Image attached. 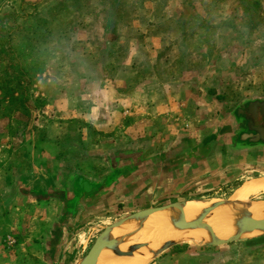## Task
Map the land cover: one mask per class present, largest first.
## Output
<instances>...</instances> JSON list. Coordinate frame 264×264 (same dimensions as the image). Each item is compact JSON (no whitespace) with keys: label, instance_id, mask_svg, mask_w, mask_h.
I'll use <instances>...</instances> for the list:
<instances>
[{"label":"rangeland","instance_id":"obj_1","mask_svg":"<svg viewBox=\"0 0 264 264\" xmlns=\"http://www.w3.org/2000/svg\"><path fill=\"white\" fill-rule=\"evenodd\" d=\"M1 83L0 264L83 257L123 217L224 200L264 176V144L239 140L240 115L264 101V0H0ZM114 121V131L100 129ZM153 133L160 137L151 140ZM153 142L157 163L169 165L137 177H156V195L139 193L68 223L71 213L57 203L69 196L65 167L110 169L114 159L100 147L143 152ZM54 166L62 169H47ZM258 199L264 190L251 197ZM154 263L264 264V236L189 244Z\"/></svg>","mask_w":264,"mask_h":264},{"label":"crops","instance_id":"obj_2","mask_svg":"<svg viewBox=\"0 0 264 264\" xmlns=\"http://www.w3.org/2000/svg\"><path fill=\"white\" fill-rule=\"evenodd\" d=\"M211 90L207 92L210 93L212 92ZM116 104L119 108H122L124 106L123 103H118V101L116 102ZM102 105L108 106L109 102L105 101ZM132 106L136 107L137 104L134 103ZM137 119L140 120L141 124V118H139V115H134L133 118H129L130 121ZM124 121L122 123L123 125ZM117 124L118 123L115 121L111 122L110 124L101 122L100 129H102L103 131L105 130V133H108L106 131H109L110 133L114 131V129H116L115 126ZM120 129L124 131V127H120ZM139 129L140 128H132V131L134 132V134H136V136H139L137 134ZM150 129H152V126H149L148 130ZM151 136H153L151 140H156V138L160 137V135L156 133H153V135ZM104 138L107 139V136H104ZM133 139L137 138H135L134 136ZM149 146L151 147L145 148V150L143 149V152L137 150L138 147H134V151H131L130 149L131 152L129 153H127V149L125 150L117 144L113 146L114 149H110L108 151H105L104 149H108L109 147H100L101 150L99 152H103L104 155H109L113 157L112 159H114V161H110V163L105 165L106 167L109 166L110 169L105 168L104 170V167L96 168V164H86L79 167H65V171L72 173L67 177L68 185L66 186V191L67 193H69V196L64 197L65 195H62L61 198L58 197L59 200L57 201V203L61 205V209L65 214L71 213L66 219L68 223H73L74 220L83 218V213L86 210V212L93 211L95 209L96 211H100L102 209L106 211L111 209L116 210L117 207L114 208V205H116L117 202H122V200H125L126 198L138 197L139 193L141 195L146 194V196L149 197L154 196V194L156 195L155 188L156 186H158V183L153 182V178L156 177H152V175L150 174H147L144 177H137V175L145 170H154V165H156V167H165V165L169 164L164 161L157 163L158 156L156 155L160 154V148L157 147V144L155 142L149 144ZM36 169L37 171H41L43 167L37 165ZM47 169L58 171L62 168L54 166L53 168L49 167ZM96 172H98L99 175H97ZM102 172L104 173L101 174ZM86 173H90V175L88 176V174ZM150 187L153 190L151 191L152 193L150 191H147L146 193L142 192L150 189ZM133 188L135 190H131ZM71 191H73L72 194H70ZM93 206H95L94 209ZM70 226L71 225H68L67 227ZM81 257L82 256H77L75 258L73 253L71 252L67 255H63L62 258L58 261V264H73L77 262ZM157 262L158 261H155V263ZM55 263L57 264V262Z\"/></svg>","mask_w":264,"mask_h":264},{"label":"bare ground","instance_id":"obj_3","mask_svg":"<svg viewBox=\"0 0 264 264\" xmlns=\"http://www.w3.org/2000/svg\"><path fill=\"white\" fill-rule=\"evenodd\" d=\"M264 190V176L246 183L241 190L230 198L233 202H248L252 196L259 195ZM227 199H190L187 200L181 209L172 210L173 217L179 219H191L202 214L212 204L224 202ZM247 214L253 219L264 221V199L254 200L249 203ZM240 217L239 211L234 207L226 205H217L206 217L205 220L209 223L215 236L219 239L229 237L234 234L238 228V220ZM137 227L136 222L126 223L113 232V237L117 238L121 234H127L134 231ZM256 235V232H248L245 236ZM205 237L203 229L200 231L192 227L185 231H175L169 220L161 212L151 213L143 224V229L136 237L139 242H144L148 245V249H158L165 246L172 240L193 244L201 241ZM134 241L129 240L119 246V249H125ZM151 261L150 255L144 250L137 248L133 250L130 256H115L107 250H103L98 264H149Z\"/></svg>","mask_w":264,"mask_h":264},{"label":"water","instance_id":"obj_4","mask_svg":"<svg viewBox=\"0 0 264 264\" xmlns=\"http://www.w3.org/2000/svg\"><path fill=\"white\" fill-rule=\"evenodd\" d=\"M241 140H246L251 143L259 142L258 136L254 134H243L241 136ZM187 201V200H186ZM186 201H178L162 206H153L148 207L142 210H139L135 213H132L126 217L119 219L113 224L107 226L102 233L97 237L94 244L91 246L89 251L85 256L80 258L77 262L73 264H98V259L103 250H107L110 254L115 256H130L133 250L140 248L144 250L145 253L150 255L151 261L153 262L155 259L159 258L165 252L175 248L178 245L186 244V242H180L172 240L167 243L165 246L160 247L158 249H148V245L144 242H139L136 237L139 235L141 230L143 229V224L146 218L153 212H161L165 215V217L169 220L171 225L174 227L175 231H185L191 229L192 227L197 228L199 231L203 229L205 233V237L201 239L199 242L193 243L197 246H222L235 242H245L253 239H257L264 236V221L253 219L251 216L247 214V210L249 207V203L254 200H250L248 202H233L228 199L221 203L212 204L208 207L202 214L197 215L191 219H179L177 217H173L171 211L175 209H181L183 205H185ZM217 205H226L234 207L240 213V217L238 220V228L236 232L229 237L219 239L215 236L212 231L211 226L205 220V217L213 210ZM136 222L137 227L134 231L121 234L119 237L114 238L113 232L117 230L119 227L123 226L126 223ZM256 232V235L253 236H245L248 232ZM133 240L134 242L127 246L125 249H119L121 244L126 241ZM188 244V243H187Z\"/></svg>","mask_w":264,"mask_h":264},{"label":"flooded vegetation","instance_id":"obj_5","mask_svg":"<svg viewBox=\"0 0 264 264\" xmlns=\"http://www.w3.org/2000/svg\"><path fill=\"white\" fill-rule=\"evenodd\" d=\"M247 112L243 111L240 115L244 117L246 126L243 134H254L259 138L257 144H264V101L250 103Z\"/></svg>","mask_w":264,"mask_h":264},{"label":"trees","instance_id":"obj_6","mask_svg":"<svg viewBox=\"0 0 264 264\" xmlns=\"http://www.w3.org/2000/svg\"><path fill=\"white\" fill-rule=\"evenodd\" d=\"M254 3H255V4H258L259 2H258V1H255ZM7 82H9V81H5V83H7ZM3 86H4L3 83H1V84H0V87H3ZM211 91H212V92H210V93H212V94L217 92L216 89H212ZM217 97H218V98H221L222 96L217 95ZM241 136H242V135H240V137H239V140H240V141H242V140L240 139ZM183 246H189V244H187V243H186V244H181V245L176 246L174 249H177V248H180V247H183ZM209 247H213V246H209Z\"/></svg>","mask_w":264,"mask_h":264}]
</instances>
